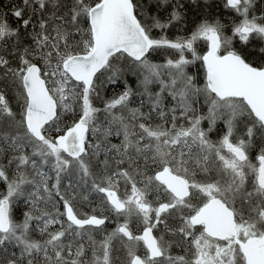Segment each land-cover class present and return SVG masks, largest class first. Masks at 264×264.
I'll list each match as a JSON object with an SVG mask.
<instances>
[{
	"label": "snow or ice",
	"instance_id": "snow-or-ice-1",
	"mask_svg": "<svg viewBox=\"0 0 264 264\" xmlns=\"http://www.w3.org/2000/svg\"><path fill=\"white\" fill-rule=\"evenodd\" d=\"M0 264H264V0H0Z\"/></svg>",
	"mask_w": 264,
	"mask_h": 264
},
{
	"label": "trees",
	"instance_id": "trees-1",
	"mask_svg": "<svg viewBox=\"0 0 264 264\" xmlns=\"http://www.w3.org/2000/svg\"><path fill=\"white\" fill-rule=\"evenodd\" d=\"M5 2H6V0H5ZM8 20L12 24L16 23V20L13 17H11V16L8 17ZM172 31H173V29H170V33H169L170 35H172V33H171ZM109 139H111L113 142H117V139H115V137H109ZM82 210L83 211H90L91 209L89 207L85 206ZM113 226L114 225L109 224V227H113ZM174 250L177 251L176 249H174Z\"/></svg>",
	"mask_w": 264,
	"mask_h": 264
},
{
	"label": "rangeland",
	"instance_id": "rangeland-1",
	"mask_svg": "<svg viewBox=\"0 0 264 264\" xmlns=\"http://www.w3.org/2000/svg\"><path fill=\"white\" fill-rule=\"evenodd\" d=\"M154 31H159V30H154ZM175 32H176V30L175 29H173V31L171 32L172 33V35H174L175 34ZM169 33H170V31H169ZM202 45V44H201ZM133 81H134V78H133ZM115 139H117V138H115ZM117 142H118V140H117ZM22 207L23 206H21V209H22ZM17 218H20V219H22V216H18ZM175 251V250H174Z\"/></svg>",
	"mask_w": 264,
	"mask_h": 264
},
{
	"label": "flooded vegetation",
	"instance_id": "flooded-vegetation-1",
	"mask_svg": "<svg viewBox=\"0 0 264 264\" xmlns=\"http://www.w3.org/2000/svg\"><path fill=\"white\" fill-rule=\"evenodd\" d=\"M202 46V45H201Z\"/></svg>",
	"mask_w": 264,
	"mask_h": 264
}]
</instances>
